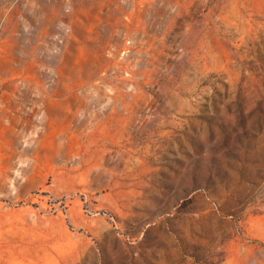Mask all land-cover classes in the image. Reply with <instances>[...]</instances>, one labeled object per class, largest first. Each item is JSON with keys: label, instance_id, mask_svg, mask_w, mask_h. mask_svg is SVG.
Returning a JSON list of instances; mask_svg holds the SVG:
<instances>
[{"label": "rangeland", "instance_id": "rangeland-1", "mask_svg": "<svg viewBox=\"0 0 264 264\" xmlns=\"http://www.w3.org/2000/svg\"><path fill=\"white\" fill-rule=\"evenodd\" d=\"M0 264H264V0H0Z\"/></svg>", "mask_w": 264, "mask_h": 264}]
</instances>
